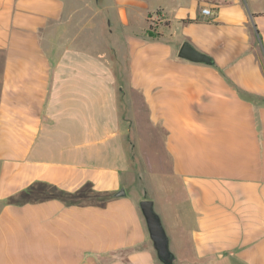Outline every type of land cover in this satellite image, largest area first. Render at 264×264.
<instances>
[{
  "label": "crops",
  "instance_id": "1",
  "mask_svg": "<svg viewBox=\"0 0 264 264\" xmlns=\"http://www.w3.org/2000/svg\"><path fill=\"white\" fill-rule=\"evenodd\" d=\"M148 187L176 264H264V0H0V264H162Z\"/></svg>",
  "mask_w": 264,
  "mask_h": 264
},
{
  "label": "rangeland",
  "instance_id": "2",
  "mask_svg": "<svg viewBox=\"0 0 264 264\" xmlns=\"http://www.w3.org/2000/svg\"><path fill=\"white\" fill-rule=\"evenodd\" d=\"M150 32L152 34H156L155 31L150 30ZM128 90L130 89L128 88ZM121 95L122 94H120V98H119L121 110L123 112L127 111L128 114H130V116L132 117L136 116V121H134L135 126L133 127V129H134V134L137 132L140 138L139 143L137 144V153H134L135 155L136 154L138 155V156L136 155L138 158L135 159L136 156H134V160L132 162V166H133L132 175L130 177L131 180L129 182V183L135 184L136 180L134 176L139 177L141 173L139 162H140V158L142 154L146 155L148 159H150V163L153 161L151 165L157 170L159 169L165 170V168H167L166 167L167 164L164 165L163 163L165 156L161 150L162 141L160 140L159 135H157L158 129L154 130L153 126L150 125L146 117V112H145V109L143 108L140 95L138 93H132V94L127 93V94H123L122 96ZM124 117H125V113H124ZM137 121H138V124H137ZM154 168L151 172L152 177H156L155 171L157 170H155ZM128 174L129 173L124 174L125 179L129 176ZM145 191H146V195L149 198V200L154 201V199L156 198V193H155L156 191L149 190V187L145 189ZM139 192H141V189L139 190ZM161 193L163 194L164 192L161 191ZM157 207L158 206H156V209Z\"/></svg>",
  "mask_w": 264,
  "mask_h": 264
},
{
  "label": "water",
  "instance_id": "3",
  "mask_svg": "<svg viewBox=\"0 0 264 264\" xmlns=\"http://www.w3.org/2000/svg\"><path fill=\"white\" fill-rule=\"evenodd\" d=\"M179 57L193 62L211 64L212 58L196 50L191 44L184 43L179 51ZM122 189L117 196L125 195ZM140 209L146 220L150 239L157 257L162 264H176V256L170 248V239L163 225L160 215L155 210L154 201L144 199L140 202Z\"/></svg>",
  "mask_w": 264,
  "mask_h": 264
},
{
  "label": "built area",
  "instance_id": "4",
  "mask_svg": "<svg viewBox=\"0 0 264 264\" xmlns=\"http://www.w3.org/2000/svg\"><path fill=\"white\" fill-rule=\"evenodd\" d=\"M202 13H203L204 15H209V14H210V10H209L208 8H203V9H202Z\"/></svg>",
  "mask_w": 264,
  "mask_h": 264
},
{
  "label": "trees",
  "instance_id": "5",
  "mask_svg": "<svg viewBox=\"0 0 264 264\" xmlns=\"http://www.w3.org/2000/svg\"><path fill=\"white\" fill-rule=\"evenodd\" d=\"M148 33H149V35H150V36H152V35H153V34H152L150 31H149Z\"/></svg>",
  "mask_w": 264,
  "mask_h": 264
}]
</instances>
